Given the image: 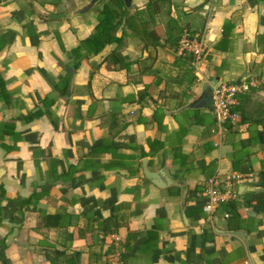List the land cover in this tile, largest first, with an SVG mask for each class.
I'll list each match as a JSON object with an SVG mask.
<instances>
[{
    "label": "crops",
    "instance_id": "obj_1",
    "mask_svg": "<svg viewBox=\"0 0 264 264\" xmlns=\"http://www.w3.org/2000/svg\"><path fill=\"white\" fill-rule=\"evenodd\" d=\"M90 1L0 0V264H264V0H135L123 45L58 97L61 64L99 23L100 2L74 15ZM184 30L206 32L198 62ZM242 81L256 86L237 97L241 122L221 129L211 88ZM218 173L243 177L237 216L210 220Z\"/></svg>",
    "mask_w": 264,
    "mask_h": 264
},
{
    "label": "built area",
    "instance_id": "obj_2",
    "mask_svg": "<svg viewBox=\"0 0 264 264\" xmlns=\"http://www.w3.org/2000/svg\"><path fill=\"white\" fill-rule=\"evenodd\" d=\"M206 32L194 33L184 30L178 41L181 54L192 55L195 60L200 61L206 53ZM255 83L246 81L229 83L219 82L211 88L212 111L222 129L226 124H238L241 122V114L237 110V97L248 93ZM219 146V145H218ZM243 180L237 173H218L209 181L204 191L206 204L205 212L209 219L213 220L222 205L234 202L237 197L236 183ZM229 215H226L228 218Z\"/></svg>",
    "mask_w": 264,
    "mask_h": 264
},
{
    "label": "trees",
    "instance_id": "obj_3",
    "mask_svg": "<svg viewBox=\"0 0 264 264\" xmlns=\"http://www.w3.org/2000/svg\"><path fill=\"white\" fill-rule=\"evenodd\" d=\"M166 0H150L149 9L156 11L157 5ZM103 10L98 19L99 23L95 28V32L88 39L82 41L80 45L69 52V62L61 64L66 73L59 77V82L55 85V92L58 97H69L74 75L80 69L84 60L91 56L100 54L108 45L117 42L120 46L123 45L124 38H117L115 35L116 29L126 21L130 25L135 16H130V9L126 8L123 0H102ZM154 8V9H153ZM160 30L155 28L153 32L149 33L150 37H156V41H160L158 35ZM4 47V42L0 38V51ZM37 113L32 114L31 119L38 117ZM228 125V124H226ZM230 215L237 216V208L233 203L225 204ZM231 218V216H230Z\"/></svg>",
    "mask_w": 264,
    "mask_h": 264
},
{
    "label": "water",
    "instance_id": "obj_4",
    "mask_svg": "<svg viewBox=\"0 0 264 264\" xmlns=\"http://www.w3.org/2000/svg\"><path fill=\"white\" fill-rule=\"evenodd\" d=\"M102 0H91L87 5L83 6L82 8L78 9L75 11L74 15L80 16V15H86L88 14L99 2H101ZM135 0H123L126 8L131 9L133 6ZM8 30H17L18 29V25L17 24H12L9 27H7ZM20 32V31H19ZM208 85L205 84L203 87V94L196 99L193 103L189 104L186 108H191V107H195L197 106L202 100H204L205 98H208ZM166 172H159V173H151L148 170L147 167V162L146 160L144 161V176L151 181L155 186H157L158 188L161 189H165L167 188L171 181L169 180L170 178H167ZM2 176V173L0 172V178ZM229 234H233V235H240V232H228Z\"/></svg>",
    "mask_w": 264,
    "mask_h": 264
}]
</instances>
